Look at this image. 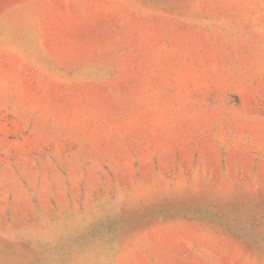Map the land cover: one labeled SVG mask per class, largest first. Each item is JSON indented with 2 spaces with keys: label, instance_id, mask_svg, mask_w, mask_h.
<instances>
[{
  "label": "rangeland",
  "instance_id": "1",
  "mask_svg": "<svg viewBox=\"0 0 264 264\" xmlns=\"http://www.w3.org/2000/svg\"><path fill=\"white\" fill-rule=\"evenodd\" d=\"M0 264H264V0H0Z\"/></svg>",
  "mask_w": 264,
  "mask_h": 264
}]
</instances>
